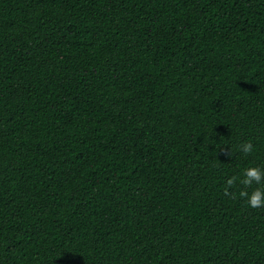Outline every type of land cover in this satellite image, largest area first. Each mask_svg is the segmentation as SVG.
<instances>
[{
    "label": "trees",
    "instance_id": "obj_1",
    "mask_svg": "<svg viewBox=\"0 0 264 264\" xmlns=\"http://www.w3.org/2000/svg\"><path fill=\"white\" fill-rule=\"evenodd\" d=\"M253 166L264 0H0V264H264Z\"/></svg>",
    "mask_w": 264,
    "mask_h": 264
},
{
    "label": "clouds",
    "instance_id": "obj_2",
    "mask_svg": "<svg viewBox=\"0 0 264 264\" xmlns=\"http://www.w3.org/2000/svg\"><path fill=\"white\" fill-rule=\"evenodd\" d=\"M222 151H225L222 150ZM239 151L245 155L251 154L253 151V145L250 142L243 143L239 147ZM228 157H231L230 150H226ZM243 179L240 180V183L244 185V189L239 192V196L244 199L247 205L252 209H261L264 208V168L261 167H249L244 169ZM238 177L233 176L226 181V186L224 188V195L235 198V193L231 191L234 187ZM257 185L256 188L249 193L247 188L252 187V185Z\"/></svg>",
    "mask_w": 264,
    "mask_h": 264
}]
</instances>
